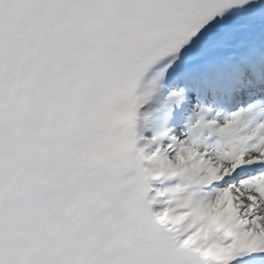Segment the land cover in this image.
Instances as JSON below:
<instances>
[{"label":"snow or ice","instance_id":"1","mask_svg":"<svg viewBox=\"0 0 264 264\" xmlns=\"http://www.w3.org/2000/svg\"><path fill=\"white\" fill-rule=\"evenodd\" d=\"M0 264H264V0H0Z\"/></svg>","mask_w":264,"mask_h":264}]
</instances>
